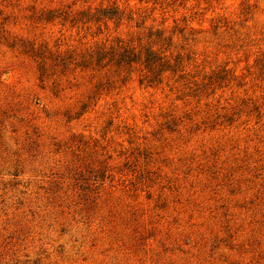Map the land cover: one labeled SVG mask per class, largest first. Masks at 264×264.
Segmentation results:
<instances>
[{
	"label": "rangeland",
	"instance_id": "obj_1",
	"mask_svg": "<svg viewBox=\"0 0 264 264\" xmlns=\"http://www.w3.org/2000/svg\"><path fill=\"white\" fill-rule=\"evenodd\" d=\"M0 264H264V0H0Z\"/></svg>",
	"mask_w": 264,
	"mask_h": 264
},
{
	"label": "trees",
	"instance_id": "obj_2",
	"mask_svg": "<svg viewBox=\"0 0 264 264\" xmlns=\"http://www.w3.org/2000/svg\"><path fill=\"white\" fill-rule=\"evenodd\" d=\"M128 58V56L126 55V52H124V53H122L121 55H120V59L121 60H126Z\"/></svg>",
	"mask_w": 264,
	"mask_h": 264
}]
</instances>
